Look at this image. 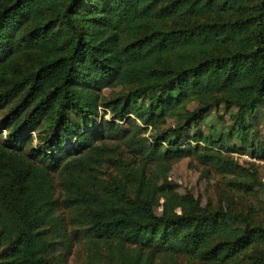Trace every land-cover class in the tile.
Listing matches in <instances>:
<instances>
[{"label":"trees","instance_id":"1","mask_svg":"<svg viewBox=\"0 0 264 264\" xmlns=\"http://www.w3.org/2000/svg\"><path fill=\"white\" fill-rule=\"evenodd\" d=\"M260 101L264 0H0V264H66L60 195L83 264H264L252 179L229 176L213 206L167 174L184 156L225 174L231 151L264 153L247 117ZM220 104L229 131L205 133Z\"/></svg>","mask_w":264,"mask_h":264},{"label":"rangeland","instance_id":"2","mask_svg":"<svg viewBox=\"0 0 264 264\" xmlns=\"http://www.w3.org/2000/svg\"><path fill=\"white\" fill-rule=\"evenodd\" d=\"M125 88L121 90L120 86L105 87L102 89L101 93L104 98H111L116 96L118 93L124 91ZM142 105L146 104V99H140ZM256 109L249 115L248 119L254 120L255 126H253L254 131L257 132V140L262 142L264 147V103L258 102ZM197 105L196 101H191L188 103L187 107L189 109L195 108ZM102 107L100 106V109ZM7 108H0V137H6L8 130L3 126V118ZM232 110L223 106V104L215 105L207 113L206 117L198 124V127L207 133L210 129H220L228 132L229 124H231ZM103 110L100 111L98 116H94L93 120L96 123L102 121L101 115ZM73 116V114H72ZM105 118H110V113L107 112L104 115ZM115 122L118 125L126 126L127 119H116ZM178 122L174 118H168L169 124H174ZM194 127L191 126L190 133L194 131ZM251 129V130H253ZM34 133V131H33ZM148 139L153 137V132L149 129L144 133ZM233 142L239 144L235 138ZM256 145V141L253 140ZM30 147H38L39 142L36 138L31 142ZM202 144L204 142H201ZM122 148V157H130L132 154L129 152L125 144L120 143ZM230 154L234 157L238 166L233 167L232 172L229 173H219L213 166L202 164L198 162L193 156H184L172 163L171 169L167 172L169 178L177 184V189L179 192H185L190 190L199 199L202 205L212 204L213 206H218L221 200L222 192L225 189H229L230 186L226 185V179L229 176L236 175L241 178H248L254 181L253 183V194H246L244 200L252 202L258 205V199H263L264 201V153L254 154L253 146L246 144V148L242 152L231 151ZM209 170V174L206 175V171ZM104 175L108 172L114 173L112 168H103ZM108 171V172H107ZM57 193L59 194V186H57ZM235 191V190H232ZM61 195L58 196V211L62 213L65 218V224L68 227V237L73 241V246L71 252L67 256L66 264H83L86 259L87 250L85 244L82 243L79 232L76 229L77 226L70 222V212L64 207L61 201ZM160 207H158L159 211ZM76 231V234H75ZM53 257V256H52ZM177 264H185V258L179 257Z\"/></svg>","mask_w":264,"mask_h":264}]
</instances>
